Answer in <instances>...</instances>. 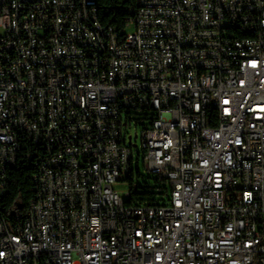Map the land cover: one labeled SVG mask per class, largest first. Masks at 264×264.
I'll return each mask as SVG.
<instances>
[{
  "label": "built area",
  "instance_id": "2783aa9c",
  "mask_svg": "<svg viewBox=\"0 0 264 264\" xmlns=\"http://www.w3.org/2000/svg\"><path fill=\"white\" fill-rule=\"evenodd\" d=\"M131 13L124 33L97 0H0V264H264V0ZM140 110L156 204L116 189ZM34 147L36 198L4 211Z\"/></svg>",
  "mask_w": 264,
  "mask_h": 264
},
{
  "label": "trees",
  "instance_id": "16d2710c",
  "mask_svg": "<svg viewBox=\"0 0 264 264\" xmlns=\"http://www.w3.org/2000/svg\"><path fill=\"white\" fill-rule=\"evenodd\" d=\"M97 5L100 10V20L106 27H113L118 32H122L123 29H125L124 33L129 31V23L132 17L131 9L137 7V0H97ZM136 112L139 111L132 112L136 124L140 126V128H147L154 119L153 113L150 110H142V115L144 117L140 116L136 118ZM137 120L141 122L138 123ZM33 152L35 154L39 153L38 156L32 159L24 157L19 158L17 165L10 171V192L4 200V211L20 212L27 208L36 198L37 186L34 181V175L38 171L36 164L41 161L42 151L34 147ZM124 180L130 187L129 191L131 196L128 199L129 203L147 205L156 204L160 201L151 191H140L138 189L139 185L136 182L133 167H131L129 174ZM154 181L156 184L167 183L164 178L159 176L155 178ZM164 189L165 192L163 191L162 194H168L170 190L168 183L165 185Z\"/></svg>",
  "mask_w": 264,
  "mask_h": 264
},
{
  "label": "rangeland",
  "instance_id": "374dc122",
  "mask_svg": "<svg viewBox=\"0 0 264 264\" xmlns=\"http://www.w3.org/2000/svg\"><path fill=\"white\" fill-rule=\"evenodd\" d=\"M129 31H133V28H129ZM140 114V115H138ZM144 117L142 115V111L136 112L135 117L139 118V117ZM138 123H140V120H137ZM125 130H128L132 135H134L136 133V131H138L139 136L138 138H135L134 136V142L137 143V147H134V174H135V179L136 182L139 185V190L140 191H146L149 190L152 193H154V196L161 200L163 198V196L165 197L166 194L162 192H165V185L167 183H159L156 184L154 179L157 178L158 176L156 174H153L152 172H150L149 170H147L145 162L143 160L142 157H139V151H141V143H142V139H141V128L140 126H138L136 124V120H134L132 122V125H128L127 128H125ZM116 189L119 190L120 194L122 197L125 198V194L126 191L130 189L129 185L127 183H119L116 186ZM137 190V189H136Z\"/></svg>",
  "mask_w": 264,
  "mask_h": 264
},
{
  "label": "water",
  "instance_id": "95a60500",
  "mask_svg": "<svg viewBox=\"0 0 264 264\" xmlns=\"http://www.w3.org/2000/svg\"><path fill=\"white\" fill-rule=\"evenodd\" d=\"M138 137L137 134H135V138ZM130 144H132L133 147H136V144L134 142H132L131 140L129 141Z\"/></svg>",
  "mask_w": 264,
  "mask_h": 264
}]
</instances>
